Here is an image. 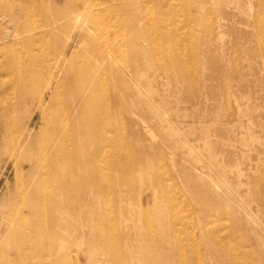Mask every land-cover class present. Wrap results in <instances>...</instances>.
Masks as SVG:
<instances>
[{
  "label": "rangeland",
  "instance_id": "obj_1",
  "mask_svg": "<svg viewBox=\"0 0 264 264\" xmlns=\"http://www.w3.org/2000/svg\"><path fill=\"white\" fill-rule=\"evenodd\" d=\"M80 2L94 18L80 53L100 63L92 96L109 104L111 90L120 95L102 159L133 186L101 206L151 229L134 237L146 253L134 264H264V0ZM40 8L30 23L37 42L23 51H42L46 66L60 47L54 33L70 43L84 33L77 11L47 17ZM131 11L140 23L119 39ZM68 18L74 25L57 31ZM137 53L144 95L124 77ZM14 164L0 162V208L15 189Z\"/></svg>",
  "mask_w": 264,
  "mask_h": 264
},
{
  "label": "bare ground",
  "instance_id": "obj_2",
  "mask_svg": "<svg viewBox=\"0 0 264 264\" xmlns=\"http://www.w3.org/2000/svg\"><path fill=\"white\" fill-rule=\"evenodd\" d=\"M57 2L0 0V90L5 95L0 102V162L15 160V189L0 208V264H134L146 254L135 251L134 237L150 227L135 222L133 214L117 219L101 206L120 188H133L111 173L115 161L102 159L104 131L111 128L108 118L116 113L120 95L111 90L109 104L92 96L90 82L97 79L100 63H89L80 52L93 14L80 0ZM60 2L70 9L55 8ZM44 5L47 17L77 11L84 34L70 43L54 33L53 46L60 47L50 51L56 57L40 66L45 53L23 49L37 42L38 27L30 23ZM137 12L131 11L132 20L119 39L139 25ZM73 25L72 18L63 19L57 31ZM24 31L29 34L22 38ZM128 38L134 45V38ZM140 56L135 54L124 77L137 95H144L143 78L133 69ZM149 237L146 233V241Z\"/></svg>",
  "mask_w": 264,
  "mask_h": 264
}]
</instances>
